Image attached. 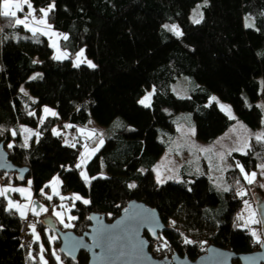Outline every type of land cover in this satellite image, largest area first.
<instances>
[{
    "label": "trees",
    "instance_id": "16d2710c",
    "mask_svg": "<svg viewBox=\"0 0 264 264\" xmlns=\"http://www.w3.org/2000/svg\"><path fill=\"white\" fill-rule=\"evenodd\" d=\"M31 2L40 15L39 9L51 0ZM202 2L55 0L56 9L47 18L48 24L68 36L62 42L65 50H84L95 69L74 67L71 58L53 59L54 50L44 35L33 37L0 16V142L17 167L29 170L23 177L3 173L0 180L25 185L31 178L35 196L50 203L46 196L52 190L45 186L58 177L61 194H78L90 201L75 203L72 212L76 219L71 228L52 218L54 242L45 230L48 217H41L37 228L48 264H57L53 250L64 264H88L85 252L76 260L62 252L57 232L82 236L92 219L112 222L132 200L156 209L167 226L152 241L151 252L157 259L177 253L195 261L212 245L237 254L260 249L261 243H256L243 221L237 220L245 199L236 195L237 191H247L253 204L255 197L264 202V192L253 194V184H247L236 167L239 162L251 173L264 163V144H258L255 137L246 154L234 153L229 158L227 192H217L205 176L158 184L153 172L166 149L161 136L177 134V114L191 113L197 139L207 143L234 125L216 103L206 106L213 95L230 104L237 119L251 130L263 127L264 111L257 105L264 103V0H208L203 22L193 24L192 10ZM245 16L253 17L255 28L244 26ZM164 24L179 25L183 36L178 39L163 29ZM36 73L42 77L30 79ZM181 77H190L198 85L189 98L172 92V85ZM148 92L153 96L150 107H144L138 101ZM46 106L58 115L43 122ZM117 118L124 123L88 163L87 174L95 179L86 184L76 168L82 146L64 144L53 129L63 124L72 125V129L85 127L89 121L108 127ZM21 126L41 132L29 147L24 146ZM104 166L108 170L105 176ZM131 183L136 187L129 188ZM60 201L53 196L55 206ZM7 203L0 197V264H40V243L32 240L28 246L22 245L24 220L15 210L5 211ZM145 236L149 238L147 233ZM185 237L193 243L185 244ZM165 241L167 247H160Z\"/></svg>",
    "mask_w": 264,
    "mask_h": 264
},
{
    "label": "rangeland",
    "instance_id": "374dc122",
    "mask_svg": "<svg viewBox=\"0 0 264 264\" xmlns=\"http://www.w3.org/2000/svg\"><path fill=\"white\" fill-rule=\"evenodd\" d=\"M16 2H19V0H13V3H16ZM22 7H23V11L17 12V18H24L25 14L28 12V9L26 6L22 5ZM203 8L204 7H202L200 11L203 12ZM36 15L37 17H39V14H36ZM29 19H31V17H29ZM53 31L56 32L55 30ZM59 34H60V37L44 35L48 39L50 46L53 44V41H55L56 43V47L51 46V48L54 50V56L57 54V48H59L61 52H65L68 55H67V58L57 60V61H62V60L71 58L73 62H75L76 56L81 50L76 53H72L71 51L65 50L62 46V42L64 39L61 38L65 34H61V33ZM84 56L87 58V60H91L86 56L85 51H84ZM82 65L87 66L86 63H82L80 66ZM197 87H198L197 83L192 78L181 77V78H178L177 81L172 85V92L174 95H176L179 98H189L193 90H195ZM22 88L24 89L23 93L25 92L28 93L25 87H22ZM149 93H153V92H148L147 94ZM152 96L153 94L151 95L150 102H151ZM213 96L217 97L220 103L231 107L232 113L236 117V119L234 120L235 121L234 125L224 135L216 139L214 142L207 143V142L199 141L197 139L196 129L194 127L193 117L191 113L177 114L174 117V123L176 125L177 134L174 136H170V135L161 136L160 141L165 144L166 149L164 150V153L162 154L159 161L153 168L155 180H156V171H154V169L160 172L162 180L166 182L180 181L177 183H181L189 179L192 176H196V177L205 176L210 180L212 187L217 192H223V188L225 187L226 173L231 167L229 158L234 153H241V151H234L233 149L242 148L245 142H247L248 145H250V140L251 138L255 137L256 133L264 132V119H263V127L260 130H251L250 128L245 126L241 121L237 119V116L230 104L223 102L217 95H213ZM260 104H264L263 101H260ZM217 106L219 107L218 104ZM45 108L50 109L51 112H55L58 115L57 110H55L54 108L48 107V106L44 107V109ZM44 109H43V116H42L43 122L48 117L57 116V115L55 116L51 115V112L45 113ZM123 123L124 121L121 118H117L108 127L99 126L95 121H91V123H89L85 127L79 126L75 129H72V127L71 128L65 127V125H69V124H63L64 125L63 127L57 126L54 129L60 133V135H57V136L62 137L64 144L66 145L71 144L74 146H76L77 144H80L82 146V150H81V154H82V153H85V145H87L89 149L97 147V141L99 137H93L89 139L86 135L78 131V129H85L86 132L95 129L97 133H102L103 139H104V144H103L104 146L106 139L113 138L115 134L117 133V131L122 127ZM24 128H27L32 133H35L38 135L30 136L28 132L23 131ZM193 129H194V134H193ZM20 130L23 136V142H25L26 138L28 140L27 147H29L33 143V141L36 139V137L41 134L39 130H35V129L29 128L26 126H21ZM103 146H101L99 150ZM248 148L244 149L245 153L247 152ZM96 153L94 155H91L90 158L87 159L86 165L82 169H79L80 171L81 170L86 171V167L88 163L93 159ZM221 155L223 156V159H221ZM79 162H80V159H79ZM143 172H145V170H143ZM256 173H257V178H256L255 183H253V191H252L253 194L259 193L260 191L264 192V188L260 187L261 184H264V175L261 174V169L259 167ZM107 174H108V170L106 166H104L102 175L105 176ZM168 177H172V178L168 179ZM11 181L12 179H7V178L1 179L0 188L9 187V188H16V189H27L28 191H26L24 194H21L20 192L9 191L8 193H6V196L8 199H11L15 203H18L21 206H23V205L29 204V199L27 197H29L30 195L32 204L30 205L28 209L25 210L27 219H23L24 220L23 223L28 222L27 231L25 233H27L32 238L33 241H34V238L31 234L32 229L29 227V225L35 224L36 232L40 236L39 243L42 244L41 235H40V232L38 231L37 225L40 222L41 217L44 215L48 217L47 219H45V225L47 226L45 228L46 233L48 234V237H55V239L51 240V242H54L57 238L51 232V228H55L52 225V218L54 220L56 219L59 223H61L60 220L57 219V217L54 215V211L63 212L65 223H71L73 225L74 220L69 221L67 218L68 216H74L72 210L77 201H75L74 206H73V200L70 198L74 194H71V193L67 195L61 194V191H60L61 183L53 185V187H55L56 190L59 192V195H54L52 192L51 194L52 200L50 203H48V202H44V200H41L40 198L35 196L34 190L32 187L31 178L28 180V181H31V185H29L28 182L25 185H14L13 182ZM5 182L6 184H4ZM164 183H160V184H164ZM51 190H52V187H51ZM245 192L247 193L245 196L243 197L239 196L240 198H245L244 205H243V208L239 216L243 215L245 220L248 219L249 209L245 207V201H247L248 205L250 206L251 211H254L256 213L255 218L257 220H261L260 213L258 210V204H259L258 198L255 197L256 204H253L252 202L249 201L248 192L247 191ZM53 196H57V197L64 196V197H69V199H65L63 201L61 200L59 202V206H55L53 204ZM61 204L65 205V208H61L60 207ZM41 206L47 209V211L39 212V208ZM32 207H35L37 209V211L39 212L38 215L32 214V211H31ZM62 225L64 226V224ZM243 226H244V221H243ZM68 228H71V227H68ZM249 229L256 231L257 234L260 235L261 240L263 239L261 224H249L248 230ZM60 264H64V263L60 262Z\"/></svg>",
    "mask_w": 264,
    "mask_h": 264
},
{
    "label": "water",
    "instance_id": "95a60500",
    "mask_svg": "<svg viewBox=\"0 0 264 264\" xmlns=\"http://www.w3.org/2000/svg\"><path fill=\"white\" fill-rule=\"evenodd\" d=\"M3 173L23 177L29 170L17 167L10 160L5 144L0 142V175ZM258 210L261 220L264 219V202L260 200ZM261 226L264 241V225ZM166 230L156 209L132 200L112 222L104 218L92 219L91 226L82 236L72 231L57 234L61 250L68 258L76 260L85 252L89 256L88 264H264V244L250 254H237L212 245L195 261L177 253L171 258L157 259L151 252L152 241Z\"/></svg>",
    "mask_w": 264,
    "mask_h": 264
},
{
    "label": "snow or ice",
    "instance_id": "6c2138e0",
    "mask_svg": "<svg viewBox=\"0 0 264 264\" xmlns=\"http://www.w3.org/2000/svg\"><path fill=\"white\" fill-rule=\"evenodd\" d=\"M23 6H26L28 9V12L25 14L24 18H17V12L18 11H23ZM208 6V0H203L202 4H197L195 6V8L192 10V15L190 17L191 22L193 24H200L203 22L204 20V13L202 11H200V9L202 7H207ZM15 9V10H13ZM56 9V3L55 0H51V3H49L46 7L40 8L39 9V17H37L36 15V9L33 6V3L31 2V0H19V2L13 3V0H2V11H0V16L7 18L9 21V25L12 27H16V26H21L23 27L26 31H29L32 33V36L35 37L37 36V33L41 34V35H48V36H57L60 37L59 33H56L52 30V26L50 24L47 23V18L49 17L50 13L54 12ZM29 17H31V19H29ZM245 20V27L252 29L255 28V23L253 20V17L251 16H245L244 18ZM163 29H165L168 32H171L175 37H177L178 39L180 37L183 36V32L181 30V28L179 27V25L176 24H164L162 25ZM3 29L0 28V32H2ZM64 40L68 39L67 35H63L61 37ZM4 39H7V36L4 37ZM36 42H39V40L37 39ZM53 47H56V43L55 41H53V44L51 45ZM67 53L65 52H61L59 50V48H57V54L55 56H53V59L55 60H61V59H65L67 58ZM33 63H38V61L34 60ZM82 63H86L87 67L95 69L96 65L91 61V60H87V58L84 56V51L81 50L77 56H76V60L73 64L74 67H80V65ZM37 77H42V73H36L35 75H33L32 77H30V79L35 80L37 79ZM21 91L23 92L24 89L21 88ZM154 91V90H153ZM153 93H149L147 95H145L142 99H140L138 101L139 104L143 105L144 107H150V98L151 95ZM25 95H27V93L25 92ZM213 102H215L216 104L219 105L220 110L223 111L229 119L235 120L236 117L235 115L232 113L231 107L225 104L220 103V101L218 100L217 97L212 96L209 98V103L206 106H210ZM258 108H260L262 111H264V104H260L257 105ZM45 113H49L51 112L50 109L45 108L44 109ZM30 115H34V113H29ZM51 115L55 116L57 115L55 112H51ZM89 123H91V121H89ZM66 128H71L73 127L72 125H65ZM24 132H28L29 135H38L35 133H32L29 129L24 128L23 129ZM78 131H80L82 134L86 135L89 139L93 138V137H99L98 141H97V147L89 149L87 145H85V153L81 154L80 157V162L76 164V168L77 169H82L86 163H87V159L90 158L91 155H94L96 152L99 151V148L101 146H103L104 144V139H103V134L102 133H97L95 129L91 130V131H85V129H78ZM53 133L55 135H60L59 132H57L55 129H53ZM193 134H194V129H193ZM12 135L15 136L16 133L13 131ZM255 140L258 144H264V132L261 133H256L255 134ZM27 143L28 140L27 138L25 139L24 142V146L27 147ZM74 147V145H69ZM9 148L13 147V145L9 144L8 145ZM249 145L247 142H245V144L243 145L242 148L239 149H233L234 151H241L242 154H246L244 152V149L248 148ZM231 154V153H229ZM221 159H223V156L221 155ZM236 167L239 168L241 175L243 176L244 180L247 182V184L251 185L253 183H255L256 178H257V173L255 171L248 173L245 171V168L239 164V162H237ZM261 169V174L264 175V164H261L258 166ZM69 171H71V169H68ZM142 171V170H141ZM156 171V182L158 184L160 183H164L166 181L162 180L161 178V174L158 170ZM80 176L81 178L84 180V182L86 184H90L91 179H95V177L89 178L86 171L81 170L80 171ZM172 177H168V179H171ZM180 182V181H177ZM59 178L55 177L53 179L52 182H50L49 185H46L45 187H52V192L54 195H59V192L56 190L55 187H53V185L59 184ZM237 184L240 183L239 180L236 181ZM28 184L31 185V181H28ZM129 188H135L136 184L135 183H131L128 185ZM261 188H264V184L260 185ZM191 189H189L190 191ZM9 191H13V192H20L21 194H24L26 191H28L27 189H16V188H9V187H5V188H0V197H4L5 199L8 200L7 203V207L5 208V211L8 212H12V210H15L16 212L20 213V216L22 219H27L26 214H25V210L28 209L30 207V205L32 204V201L30 199V195L29 197H27L29 199V204L27 205H23L21 206L18 203H15L14 201H12L11 199H8L6 196V193H8ZM223 191L227 192L229 191L228 187H224ZM41 195H45L44 190L41 189L40 190ZM247 193L243 190H239L236 192V195L243 197L245 196ZM46 199H48L49 201L52 200V195H47ZM60 199L63 201L65 199H69V197H64V196H60ZM70 199L73 200V206L75 201H81L84 204H89L90 201L87 199H83L81 196H79L78 194H74ZM61 208H65V205L61 204L60 205ZM245 207L249 209V216L248 219L245 220L244 216H238L237 220H243L244 221V227L246 229H248L249 224H261L264 225V219L262 220H257L256 217V213L254 211H251L250 206L248 205L247 201H245ZM32 214L33 215H38L39 212H45L47 211V209L43 208L42 206L39 208V212L37 211V209L35 207L31 208ZM70 211V209H69ZM54 215L57 217V219L60 220V222L62 224H64V227L68 228V227H72L73 225L71 223H65L64 221V214L63 212L60 211H54ZM69 221L75 220L76 217L75 216H68L67 218ZM174 225V221L172 222ZM29 227L32 229V236L34 238V241L39 242L40 241V236L39 234H37L36 232V227L35 224H30ZM252 237L255 239L256 243H261L264 244V241L261 240L260 235L257 234L256 231L249 229ZM183 235V234H181ZM55 239V237H49V241ZM184 243L185 244H192L193 241L189 240L187 237L184 238ZM160 247H167V242L165 241L164 244H162ZM159 250V249H158ZM46 251L45 247L43 244L39 245V260H40V264H48V260L45 259L44 257V252ZM52 256L55 258L57 264H60L61 262V257L59 255H57V253L53 250L52 251ZM29 258H32L31 253H29Z\"/></svg>",
    "mask_w": 264,
    "mask_h": 264
},
{
    "label": "built area",
    "instance_id": "2783aa9c",
    "mask_svg": "<svg viewBox=\"0 0 264 264\" xmlns=\"http://www.w3.org/2000/svg\"><path fill=\"white\" fill-rule=\"evenodd\" d=\"M27 225H28V222H25L23 225V231H22V245L23 246H28L32 242V238L27 233H25L27 231Z\"/></svg>",
    "mask_w": 264,
    "mask_h": 264
},
{
    "label": "crops",
    "instance_id": "0c3cea01",
    "mask_svg": "<svg viewBox=\"0 0 264 264\" xmlns=\"http://www.w3.org/2000/svg\"><path fill=\"white\" fill-rule=\"evenodd\" d=\"M5 181H6V180H5ZM4 184H6V182H5Z\"/></svg>",
    "mask_w": 264,
    "mask_h": 264
}]
</instances>
